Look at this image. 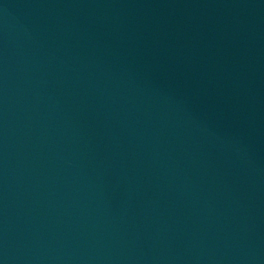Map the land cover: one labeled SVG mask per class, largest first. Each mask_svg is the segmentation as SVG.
<instances>
[{"label": "water", "instance_id": "water-1", "mask_svg": "<svg viewBox=\"0 0 264 264\" xmlns=\"http://www.w3.org/2000/svg\"><path fill=\"white\" fill-rule=\"evenodd\" d=\"M0 264H264V0H0Z\"/></svg>", "mask_w": 264, "mask_h": 264}]
</instances>
